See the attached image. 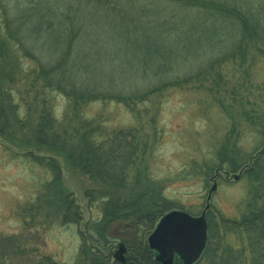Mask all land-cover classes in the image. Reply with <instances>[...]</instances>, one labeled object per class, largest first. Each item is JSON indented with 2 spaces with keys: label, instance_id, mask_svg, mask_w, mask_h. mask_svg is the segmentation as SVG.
<instances>
[{
  "label": "trees",
  "instance_id": "16d2710c",
  "mask_svg": "<svg viewBox=\"0 0 264 264\" xmlns=\"http://www.w3.org/2000/svg\"><path fill=\"white\" fill-rule=\"evenodd\" d=\"M260 53L264 0H0V138L57 170L55 177L62 162L90 182L82 189L89 216L82 226V211L60 179L38 201L76 227L88 252L121 241L128 264H159L146 237L172 209L163 182L149 174L157 138L138 120L155 116L151 107L170 92L206 89L219 96L228 72ZM53 93L65 98L59 116L49 102ZM95 103L124 106L137 125L113 128L100 116L87 117ZM260 129L252 168L244 172L253 183L251 199L239 217L222 216L220 235L214 230L208 237L206 220L207 242L194 264H264ZM235 151L220 152L213 168L244 166L250 157ZM229 233L239 246L227 243ZM97 255L91 263L104 258Z\"/></svg>",
  "mask_w": 264,
  "mask_h": 264
},
{
  "label": "rangeland",
  "instance_id": "374dc122",
  "mask_svg": "<svg viewBox=\"0 0 264 264\" xmlns=\"http://www.w3.org/2000/svg\"><path fill=\"white\" fill-rule=\"evenodd\" d=\"M22 63L29 64L27 59ZM242 68L228 72L219 96L206 89L170 92L159 106L151 107L149 114L156 112L155 116L138 120L150 137L157 138L149 174L163 182L164 196L172 210H182L191 216L201 213L220 152L230 155L234 148L233 154L243 155L245 159L250 157L240 169L228 172L230 179L225 178L222 170L218 171L216 190L212 192L208 203L210 212L206 216L208 237L214 230L219 235L222 233L218 228L222 216L230 220L239 217L253 191V183L244 172L252 168L254 149L259 144L260 128L264 126V53ZM49 99L54 115H61L65 98L53 93ZM85 113L89 118L102 117L113 128L137 125L130 111L114 103L91 104ZM23 152L0 138V264H91V256L99 257V251L105 259L95 260L96 263L111 262L121 241L88 252L90 247L81 244L76 227L63 225L58 214L44 212L45 203L41 206L38 202L42 201L47 184L53 183L54 178L60 179L61 187L72 193L82 211V226L89 217L82 189L90 182L69 173L62 162H59L60 173L55 177L57 170L54 175V171L34 163L32 158H24ZM232 174L239 178L233 180ZM229 235L227 243H240L235 234Z\"/></svg>",
  "mask_w": 264,
  "mask_h": 264
},
{
  "label": "water",
  "instance_id": "95a60500",
  "mask_svg": "<svg viewBox=\"0 0 264 264\" xmlns=\"http://www.w3.org/2000/svg\"><path fill=\"white\" fill-rule=\"evenodd\" d=\"M234 180L239 175H232ZM216 189L213 183L208 191L206 206L199 216H190L179 210H173L164 214L154 226V229L147 238L148 246L156 251L154 257L162 264H172L174 256L179 257L183 264H192L201 255L206 243L207 223L205 211L211 198L212 192ZM114 254L115 260L124 261V245L118 244Z\"/></svg>",
  "mask_w": 264,
  "mask_h": 264
},
{
  "label": "flooded vegetation",
  "instance_id": "af4514ba",
  "mask_svg": "<svg viewBox=\"0 0 264 264\" xmlns=\"http://www.w3.org/2000/svg\"><path fill=\"white\" fill-rule=\"evenodd\" d=\"M126 249V248H125ZM126 252H127V249H126V251H125V253L123 254L124 255V261H119V260H115V258L113 257V255H112V257L114 258L111 262L110 261H108V262H105V261H103L102 262V264H128L127 263V260L125 259V254H126ZM116 252H114V254H115ZM174 258H177L176 256H174ZM174 263V262H173ZM91 264H101V263H91Z\"/></svg>",
  "mask_w": 264,
  "mask_h": 264
}]
</instances>
